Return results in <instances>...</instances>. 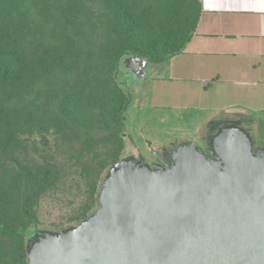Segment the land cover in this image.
Segmentation results:
<instances>
[{"label":"rangeland","instance_id":"obj_1","mask_svg":"<svg viewBox=\"0 0 264 264\" xmlns=\"http://www.w3.org/2000/svg\"><path fill=\"white\" fill-rule=\"evenodd\" d=\"M127 1L136 8L135 21L116 19L103 0H88L84 36L76 32L69 36L72 53L84 52L90 62H97L102 76L112 80L117 97L122 94L118 105L127 102L121 123L110 112L95 116L99 125L90 116H56L60 98L84 74L76 63L71 70L57 69L39 78L24 98L25 112L6 122V144L0 139V264H29L26 247L32 235L77 226L96 212L108 171L123 157L145 153L150 144L154 147L145 163L158 164L160 156H165L166 147H160L147 129L149 118H159V114L150 113L145 104L149 75H143L149 72V59L172 52L176 30L184 23L182 15L195 8L194 1ZM97 14H101L99 20ZM80 42L83 52L78 48ZM117 49L124 52L118 64L112 65ZM139 59L147 64L143 72ZM45 89L51 90L50 105ZM196 140L211 158L202 130ZM28 196L33 201L34 220L21 211Z\"/></svg>","mask_w":264,"mask_h":264},{"label":"water","instance_id":"obj_2","mask_svg":"<svg viewBox=\"0 0 264 264\" xmlns=\"http://www.w3.org/2000/svg\"><path fill=\"white\" fill-rule=\"evenodd\" d=\"M142 72L146 62L139 59ZM160 144L110 167L100 207L27 241L29 264H264V147L237 121Z\"/></svg>","mask_w":264,"mask_h":264},{"label":"crops","instance_id":"obj_3","mask_svg":"<svg viewBox=\"0 0 264 264\" xmlns=\"http://www.w3.org/2000/svg\"><path fill=\"white\" fill-rule=\"evenodd\" d=\"M184 48L148 66L147 123L163 144L237 121L264 143V0H199ZM191 137V138H190Z\"/></svg>","mask_w":264,"mask_h":264},{"label":"trees","instance_id":"obj_4","mask_svg":"<svg viewBox=\"0 0 264 264\" xmlns=\"http://www.w3.org/2000/svg\"><path fill=\"white\" fill-rule=\"evenodd\" d=\"M103 1L108 4L106 7L116 19L122 18L125 23L135 21L136 8H131L127 0ZM193 1L195 8L182 15L184 23L176 30L172 52L149 59L151 63L161 62L184 48L201 11L199 0ZM87 2L88 0H0V139L3 144H6V122L18 119L25 112L22 107L24 98L35 89L38 79L57 69L71 70L75 63L84 74L60 98L56 116H90L99 125L97 117H105L110 112L121 123L127 107V102L118 105L122 94L117 97L118 91L112 80L102 76L97 62L87 59L82 42L78 48L83 54L72 53L73 44L69 36L75 32L84 36V12L90 7ZM138 10L141 11L140 7ZM99 15L101 17V14L96 15L98 20ZM125 48L123 46L122 50ZM123 52H117L111 58L112 65L118 64ZM126 54L127 52L124 53ZM91 71L94 72L93 77H89ZM50 91L45 89V101L48 105ZM46 113H51L49 107ZM21 211L30 219H35L33 201L29 196L24 200Z\"/></svg>","mask_w":264,"mask_h":264},{"label":"flooded vegetation","instance_id":"obj_5","mask_svg":"<svg viewBox=\"0 0 264 264\" xmlns=\"http://www.w3.org/2000/svg\"><path fill=\"white\" fill-rule=\"evenodd\" d=\"M148 73V72H147ZM147 73L143 75V77H147Z\"/></svg>","mask_w":264,"mask_h":264}]
</instances>
